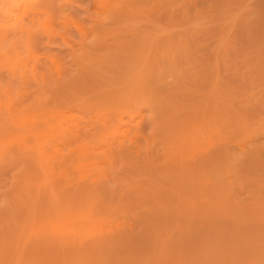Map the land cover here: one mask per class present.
I'll list each match as a JSON object with an SVG mask.
<instances>
[{
	"label": "rangeland",
	"instance_id": "1",
	"mask_svg": "<svg viewBox=\"0 0 264 264\" xmlns=\"http://www.w3.org/2000/svg\"><path fill=\"white\" fill-rule=\"evenodd\" d=\"M121 1L4 39L0 264H264V0Z\"/></svg>",
	"mask_w": 264,
	"mask_h": 264
},
{
	"label": "bare ground",
	"instance_id": "2",
	"mask_svg": "<svg viewBox=\"0 0 264 264\" xmlns=\"http://www.w3.org/2000/svg\"><path fill=\"white\" fill-rule=\"evenodd\" d=\"M50 0H7L6 4L0 5V14L5 17V19H7V23L5 25H1L0 26V49L4 48L7 45V41L4 39H9L10 36H15V35H22L23 38L26 37L27 32L29 30V28H31L33 26V24H35L36 22L38 24H40V26L42 25V29L44 31V35L43 37L46 39V43L48 45L53 44L56 39L55 33L51 30L48 29L47 26H45V22H43L42 18L46 19L47 18V8L46 6L48 5ZM93 1V0H92ZM99 1V0H98ZM102 1V0H101ZM107 1V0H106ZM111 1V0H110ZM127 2H118L114 5H111L110 8H105L104 10L106 11V13L103 15L104 19H112L113 16H121L124 13L130 11L134 6L130 3V0H124ZM109 2V1H108ZM106 2L104 5V7H107V3ZM101 3V2H100ZM19 11V12H15V11ZM4 19V18H3ZM104 19L100 18V23L101 25L105 24ZM47 20V19H46ZM45 20V21H46ZM48 22V21H47ZM49 23H46V25ZM98 24V25H99ZM28 25V26H27ZM82 28V27H81ZM83 29V28H82ZM81 30V35L86 37V31L85 30ZM54 33V34H53ZM57 35V33H56ZM80 36V35H79ZM99 37V35H98ZM12 38V37H11ZM86 39V38H85ZM63 43L65 45H68L70 43H68V41L66 40V38L62 37ZM13 44V43H11ZM15 44V43H14ZM71 46V44L69 45ZM85 46V45H84ZM126 47V46H125ZM73 48V47H72ZM80 48L81 45H80ZM123 50V48H122ZM119 51V49L117 50V52ZM88 51L83 49V52L81 54V56H78L77 60H80V68L88 69L91 67H88L90 64H92V61H88L86 63H83V61L88 57ZM126 52V51H125ZM28 55L31 53L27 52ZM17 56L20 54L19 52L16 53ZM24 56H26V53L24 54ZM19 58V57H18ZM52 58V62L56 63L55 61V57L51 56ZM82 59V60H81ZM16 60V59H15ZM19 60V59H17ZM51 60V59H50ZM82 61V62H81ZM14 62V61H13ZM20 62V61H19ZM17 64V63H16ZM14 65V63H13ZM18 65V64H17ZM54 65V64H53ZM16 66V65H15ZM141 66V65H140ZM13 68H15L14 66H12ZM17 68V67H16ZM15 70V69H14ZM32 70V69H31ZM61 70V69H60ZM60 70H56L57 74L61 77V72ZM55 74V72H54ZM2 80V79H1ZM137 80H139V83H142V78H137ZM44 81V80H43ZM15 101V100H14ZM12 107V106H11ZM138 113V112H137ZM52 114V113H51ZM71 114V113H70ZM71 117V116H70ZM105 117V116H104ZM109 117V116H108ZM107 118V117H106ZM70 120V119H69ZM111 120V119H110ZM119 120V119H118ZM71 121V120H70ZM136 121V120H135ZM72 123V122H71ZM129 127V126H128ZM118 128V127H117ZM116 128V129H117ZM114 129V128H113ZM125 129V128H124ZM121 132V131H120ZM176 137V135H175ZM173 137V138H175ZM186 137V136H185ZM206 138V137H205ZM204 138V139H205ZM189 139V138H188ZM203 139V138H202ZM53 140V139H52ZM201 140V139H200ZM55 141V140H54ZM182 141V140H181ZM207 141V140H206ZM195 142V141H194ZM193 142V143H194ZM208 142V141H207ZM182 143V142H180ZM189 143V141L187 142ZM186 143V144H187ZM238 145V144H237ZM236 145V146H237ZM181 146V145H180ZM239 147H241L240 145H238ZM179 147V146H178ZM243 147V146H242ZM181 149V148H180ZM57 150V149H56ZM55 150V151H56ZM89 150V149H87ZM86 150V151H87ZM109 150V149H108ZM241 150V149H240ZM90 151V150H89ZM93 151V150H92ZM91 260V259H90Z\"/></svg>",
	"mask_w": 264,
	"mask_h": 264
}]
</instances>
